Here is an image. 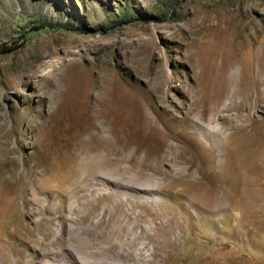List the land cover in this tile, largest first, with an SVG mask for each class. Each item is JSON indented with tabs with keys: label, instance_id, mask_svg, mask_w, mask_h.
<instances>
[{
	"label": "rangeland",
	"instance_id": "rangeland-1",
	"mask_svg": "<svg viewBox=\"0 0 264 264\" xmlns=\"http://www.w3.org/2000/svg\"><path fill=\"white\" fill-rule=\"evenodd\" d=\"M222 84L221 104L231 93L243 102L215 120L241 112L247 127L227 132L232 143L219 158L216 149L196 152L207 177L171 185L188 197L153 207L178 224L177 264H264V0H0V171L10 176L42 145L59 149L79 124L92 127L96 111L125 122L147 99L182 119L201 88ZM173 131L169 140L183 146ZM22 199L12 215L30 227ZM23 247L4 231L0 264L28 261L32 249Z\"/></svg>",
	"mask_w": 264,
	"mask_h": 264
},
{
	"label": "bare ground",
	"instance_id": "bare-ground-1",
	"mask_svg": "<svg viewBox=\"0 0 264 264\" xmlns=\"http://www.w3.org/2000/svg\"><path fill=\"white\" fill-rule=\"evenodd\" d=\"M230 65L224 64V75ZM200 92L182 119L165 104L155 106L147 99L127 111L125 122L121 115L96 111L92 127L82 122L59 149L40 146L20 169L15 163L6 170L10 176L1 169L7 196L3 208L0 205V235L7 231L24 244L21 250L32 249L28 261L18 258L16 263L33 264L40 256L52 255L47 264H177L172 248L178 224L172 216L163 220L153 204L188 197L183 187L172 190L171 185L180 178L189 183L197 172L207 177L205 159L196 152L205 147L211 156L216 149L221 157L232 143L227 132L230 136L235 128L248 125L241 112L224 117V123L215 120L243 102L231 93L221 104L223 84ZM183 121L185 126L179 124ZM174 128L181 132L183 146L169 140ZM21 196L30 227L15 222L12 215ZM220 211L217 202L212 214L217 217ZM2 257L7 261V252Z\"/></svg>",
	"mask_w": 264,
	"mask_h": 264
}]
</instances>
